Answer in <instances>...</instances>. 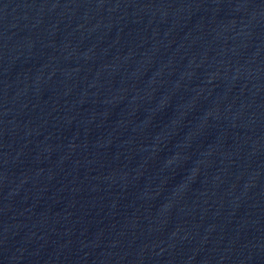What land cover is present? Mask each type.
Instances as JSON below:
<instances>
[{
    "label": "water",
    "instance_id": "obj_1",
    "mask_svg": "<svg viewBox=\"0 0 264 264\" xmlns=\"http://www.w3.org/2000/svg\"><path fill=\"white\" fill-rule=\"evenodd\" d=\"M0 264H264V0H0Z\"/></svg>",
    "mask_w": 264,
    "mask_h": 264
}]
</instances>
